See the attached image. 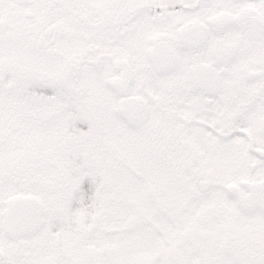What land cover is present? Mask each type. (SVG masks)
<instances>
[{"label":"snow or ice","instance_id":"obj_1","mask_svg":"<svg viewBox=\"0 0 264 264\" xmlns=\"http://www.w3.org/2000/svg\"><path fill=\"white\" fill-rule=\"evenodd\" d=\"M0 264H264V0H0Z\"/></svg>","mask_w":264,"mask_h":264}]
</instances>
